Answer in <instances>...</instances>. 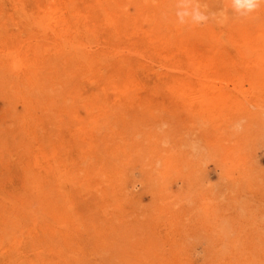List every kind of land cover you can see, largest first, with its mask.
Segmentation results:
<instances>
[{"label":"rangeland","instance_id":"rangeland-1","mask_svg":"<svg viewBox=\"0 0 264 264\" xmlns=\"http://www.w3.org/2000/svg\"><path fill=\"white\" fill-rule=\"evenodd\" d=\"M0 0V264H264V3Z\"/></svg>","mask_w":264,"mask_h":264},{"label":"clouds","instance_id":"clouds-1","mask_svg":"<svg viewBox=\"0 0 264 264\" xmlns=\"http://www.w3.org/2000/svg\"><path fill=\"white\" fill-rule=\"evenodd\" d=\"M261 3H264V0H231V7L234 12L244 16L255 11ZM176 15L181 24H185L189 20L199 24L208 19L199 7L192 5L191 0H178Z\"/></svg>","mask_w":264,"mask_h":264}]
</instances>
